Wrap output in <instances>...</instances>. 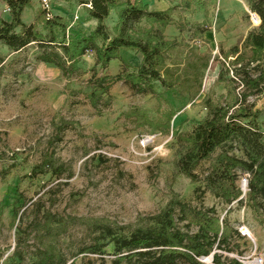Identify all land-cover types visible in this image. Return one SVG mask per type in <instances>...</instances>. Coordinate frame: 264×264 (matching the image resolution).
Instances as JSON below:
<instances>
[{
  "label": "rangeland",
  "instance_id": "374dc122",
  "mask_svg": "<svg viewBox=\"0 0 264 264\" xmlns=\"http://www.w3.org/2000/svg\"><path fill=\"white\" fill-rule=\"evenodd\" d=\"M143 1L153 9L173 8L174 20L165 34L177 41L167 57L176 81L170 90L157 84L159 98L120 80L112 83L99 113L88 98L94 75L123 73L119 59L101 68L91 50L67 77L41 59L48 52L63 56L60 48L32 43L13 52L0 45V264H36L48 250L54 252L53 264H134L117 263L114 240L155 225L154 217L171 202L176 203L177 227L188 235L198 233L194 210L215 208L232 226L228 243L213 252L224 264H233V259L264 264V199H258L255 209L249 182L244 184L251 175L238 172L245 192L242 201L228 203L205 182L220 150L198 166L196 181L177 173L174 165L181 147L174 132L186 133L195 120L207 116L204 100L225 103L245 90L239 77L219 81V73L226 66L228 77L235 76L237 55L229 51L239 46L249 57L251 51L242 45L261 21L257 23L246 0ZM45 8L50 16L67 20L72 35L88 34L97 24L81 0H33L23 20L35 22ZM118 11H111L110 28ZM0 16L10 19L3 2ZM37 28L46 33L41 21ZM123 55L132 62L142 57L135 51ZM247 104L261 111L258 121L264 130V94L248 97ZM133 107L145 109L162 126L157 129L146 119L129 116ZM168 110L176 113L170 128L164 125ZM234 152L243 156L240 148ZM48 213L56 220L51 230L44 228ZM90 246L99 251L83 252ZM211 256L200 258L201 264H215ZM176 264L189 263L179 258Z\"/></svg>",
  "mask_w": 264,
  "mask_h": 264
},
{
  "label": "trees",
  "instance_id": "16d2710c",
  "mask_svg": "<svg viewBox=\"0 0 264 264\" xmlns=\"http://www.w3.org/2000/svg\"><path fill=\"white\" fill-rule=\"evenodd\" d=\"M32 1L0 0L6 4L10 14L9 20L0 16V45L13 52L21 51L32 43L60 48L63 56L59 52H48L41 59L58 66L67 77L79 69L81 57L91 50L95 51L101 68L119 59L124 65L123 73L94 75L88 98L99 113H102L99 108L101 101L109 96V89L116 81L125 80L138 93H153L157 98L161 97V93L156 91L157 84L168 90L173 87L176 80L167 57L177 47V41L167 38L165 34L166 28L174 20L172 7L150 10L142 0H81L87 14L97 24L88 34L76 36L68 33L67 20L57 15L50 16L46 8L36 15L35 22H25L23 13ZM246 1L251 11L261 19L259 27L249 31L242 45V48L251 51V55L247 57L240 53L239 46L232 47L229 53L237 55L232 62L235 76L229 78L230 68L224 66L218 78L219 81L231 79L234 82L240 78L238 81L245 90L225 103L211 97L204 100L207 116L195 120L192 129L186 133L174 132L181 144L174 165L177 173L196 181L199 177L198 166L220 150L205 177L207 188L228 203L242 201L243 190L237 182L238 172L249 173L250 199L254 208L259 209L258 199H264V130L258 121L261 111L248 105L247 99L252 95L264 94V0ZM114 8H119L118 21L110 28L107 20ZM255 19L257 23L260 22L259 18ZM37 21H41L46 33L37 28ZM123 51L141 53V64L133 67ZM175 114L173 110L165 112L167 120L164 125L167 128H170ZM128 115L146 119L157 129L162 126L160 121L153 123L145 109L133 107ZM237 148L242 150L243 156L234 152ZM175 204L171 202L154 217L155 225L139 227L129 236L114 240L119 255L117 263L176 264L179 258H183L189 264H201V257L214 254L215 264H224L221 255L213 252L228 243L232 226L221 219L215 208L194 210L198 233L188 235L177 227ZM55 221V216L46 214L44 228L51 230ZM235 231L240 234L239 230ZM89 251L98 252L99 248L90 246L83 249V252ZM54 261V252L48 250L36 264H53ZM232 263L245 264L238 259H233Z\"/></svg>",
  "mask_w": 264,
  "mask_h": 264
},
{
  "label": "crops",
  "instance_id": "0c3cea01",
  "mask_svg": "<svg viewBox=\"0 0 264 264\" xmlns=\"http://www.w3.org/2000/svg\"><path fill=\"white\" fill-rule=\"evenodd\" d=\"M143 1V0H142ZM144 2V1H143ZM144 3H146L148 6H149V2H144ZM169 8V7H168ZM168 8H155V9H153V8H151L150 6H149V9L150 10H166V9H168ZM95 23H96V21H95ZM168 29V27L166 28V30ZM136 57V61L137 62H132V60L131 59H128L129 60V62L130 63H132V65L133 66H139L140 64H141V62H142V58H143V56L142 57H139V56H135Z\"/></svg>",
  "mask_w": 264,
  "mask_h": 264
},
{
  "label": "water",
  "instance_id": "95a60500",
  "mask_svg": "<svg viewBox=\"0 0 264 264\" xmlns=\"http://www.w3.org/2000/svg\"><path fill=\"white\" fill-rule=\"evenodd\" d=\"M253 15H254V17L255 18H259L260 19V17L256 14V13H253ZM260 21H261V19H260ZM248 180L247 181H245V185H247L248 184ZM242 190H243V188H242ZM243 192H245L244 190H243ZM244 233H246V234H248L254 241H255V239H254V237L251 235V233L250 232H248L247 230H246V228H243V230H242ZM214 256V254H212V256L210 257L211 259H212V257ZM201 260H206V257L205 256H203V257H201Z\"/></svg>",
  "mask_w": 264,
  "mask_h": 264
},
{
  "label": "bare ground",
  "instance_id": "6f19581e",
  "mask_svg": "<svg viewBox=\"0 0 264 264\" xmlns=\"http://www.w3.org/2000/svg\"><path fill=\"white\" fill-rule=\"evenodd\" d=\"M246 230H247L248 232H250L248 228H246ZM209 258H210V257H209ZM210 259H211V258H210Z\"/></svg>",
  "mask_w": 264,
  "mask_h": 264
}]
</instances>
